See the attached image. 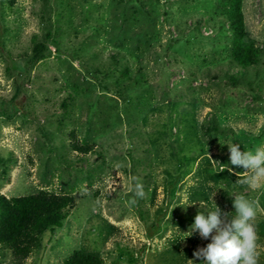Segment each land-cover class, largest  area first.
Instances as JSON below:
<instances>
[{
    "label": "rangeland",
    "instance_id": "rangeland-1",
    "mask_svg": "<svg viewBox=\"0 0 264 264\" xmlns=\"http://www.w3.org/2000/svg\"><path fill=\"white\" fill-rule=\"evenodd\" d=\"M45 5L60 50L47 42L36 59ZM243 10L246 39L263 50L250 69L253 88L227 81L239 67L227 54L223 0H17L12 7L0 0V192L47 188L76 197L30 257L5 250L0 264H64L74 249L108 264H201L194 252L211 237L185 233L206 211L200 204L234 215L233 193L264 209V187L241 182L246 169L230 164L227 146L264 145V92L256 83L258 73L264 85V0H243ZM115 52L131 68L123 95L115 91L122 70L112 68ZM21 84L24 109L13 99ZM75 87L66 111L61 102ZM213 112L235 133L204 137L201 125ZM86 142L89 153L75 149ZM137 177L143 198L134 194ZM255 229L264 264V215Z\"/></svg>",
    "mask_w": 264,
    "mask_h": 264
},
{
    "label": "trees",
    "instance_id": "trees-1",
    "mask_svg": "<svg viewBox=\"0 0 264 264\" xmlns=\"http://www.w3.org/2000/svg\"><path fill=\"white\" fill-rule=\"evenodd\" d=\"M10 7L14 6L17 0H6ZM224 15L229 22L232 30L230 39H226V45L229 46L228 57L234 66L239 67L237 72H227V81L232 85L241 83L255 86L250 69L257 66L261 62L262 48L252 38L246 39L249 33L245 25V13L243 10V0H223ZM43 14V20L46 27L44 28L43 41L34 44L33 58H41L44 56L47 42L56 46L60 50L59 39L57 33L52 29L51 8H47ZM55 32V34H54ZM114 66L112 68H121V75L115 81L116 93L122 94L129 88V84L123 79H130L131 68L120 64L121 52H115L113 55ZM258 74V73H257ZM256 74V83L259 90H263L264 85L260 81V77ZM121 79V81H120ZM104 86L106 84H103ZM106 88H109L105 86ZM62 100L61 105L67 111L68 101L75 99L78 95V88ZM253 88V87H252ZM27 92L21 84L17 87L13 99L16 106L24 105L27 100ZM261 98V96H258ZM201 131L204 137L212 138L214 136H227L235 133V129L226 125L221 121L218 114L213 112L208 119L201 125ZM75 149L79 152L87 154L93 150V146L86 143L75 144ZM76 204V197L72 192H56L47 188H41L35 192L28 194H17L8 196L0 192V254L5 250L20 260H25L31 254L39 249L43 241V233L48 229L54 231L60 227L63 220L69 215L70 211ZM64 264H108L106 259L98 253H92L83 249H74L68 257L65 258Z\"/></svg>",
    "mask_w": 264,
    "mask_h": 264
},
{
    "label": "clouds",
    "instance_id": "clouds-1",
    "mask_svg": "<svg viewBox=\"0 0 264 264\" xmlns=\"http://www.w3.org/2000/svg\"><path fill=\"white\" fill-rule=\"evenodd\" d=\"M227 146L230 152V164L246 169L247 175L241 182L252 191L264 187V145L255 148L254 151L241 150L237 143H229ZM224 169L222 167L220 171ZM232 170L229 168V171ZM134 180L136 181L134 194L136 197L143 198L145 195L143 184L138 177ZM230 194L234 197V215L223 212L218 206L208 209L206 205L200 204L206 207V211H198L194 223L189 231L185 232L187 237L194 231H198L204 239L211 237V242L206 247H201L194 252V256L200 259L201 264H258L259 237L255 223L258 216L264 215V209L256 200L243 195ZM192 262L195 261L189 259V264Z\"/></svg>",
    "mask_w": 264,
    "mask_h": 264
}]
</instances>
